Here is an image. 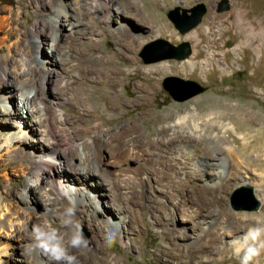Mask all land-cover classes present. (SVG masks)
Here are the masks:
<instances>
[{
  "label": "rangeland",
  "instance_id": "1",
  "mask_svg": "<svg viewBox=\"0 0 264 264\" xmlns=\"http://www.w3.org/2000/svg\"><path fill=\"white\" fill-rule=\"evenodd\" d=\"M57 1L0 0V23L5 25L8 21L14 19V27L19 32H25L24 39L26 43L31 42L35 28L41 31L38 40L40 48L33 43L30 47H27V45L24 47V57L32 66L39 61V63L43 62L45 64V68H51L50 64L47 63V60L52 59L49 53V47L52 44L49 18L55 14V10H58ZM64 1H67L70 14L76 15L83 24L81 31L82 34H85L86 29L91 28L92 19L98 17V14H95V8L88 11L87 6L88 4L91 5L92 0ZM222 1L123 0L126 4L135 6L145 22L143 24L135 23L131 18L124 16V20L132 22L133 28L130 35L135 39L129 54L136 56L137 61H139V68L143 70L150 67L155 68L148 71V73H151L148 74L147 78L141 75V78H137L129 87L120 91L119 95L113 94L110 89L107 90L111 98L120 99L125 103L124 108L116 113H112L104 103L100 102L103 91L95 93L91 82L86 79L78 80L79 75L74 58L69 57L64 61L63 69L59 70L60 73H55L54 76L49 73L44 75L45 94L51 100L46 112L48 111L47 113L54 119L51 131L57 136L61 146L60 149L67 150L66 154L74 160L79 156L78 146L87 152L89 138L99 132L104 133L103 131L106 128L102 127V122L109 121L111 118L115 119L113 122L124 121V125L128 124V118L130 117L134 120L139 119L140 125L144 127L139 126L138 130L146 131L151 126L149 121L153 120L155 116H164L169 112L179 111L185 113L193 105L201 114L213 108L227 114L224 120L230 124L232 131L224 137V145L227 149L222 150V154L218 153L226 160L224 177L215 175V173H218L216 167H201L200 173L203 176H199L195 181L197 190L192 191L191 188L186 186L183 194L190 197L191 203L184 206L183 211L171 208L170 217L172 220L165 219L164 225H158L153 220L156 219V211L159 209L157 203H163L165 199V194L162 191L167 189L162 188L161 185L158 186V178L147 173V170L139 172V167L144 159L150 158L149 152L153 150V144L140 146V149L136 151L137 153L133 155V159H131L132 156L128 152L117 154V146L113 143L103 145L102 157L109 165H106V167L110 169L109 172L111 171L110 178L117 177L116 180L121 185L118 191L120 193L126 192L128 195L124 204L126 205V202H128L129 208L126 206L127 209H125L122 206L126 211V215L130 216L129 214L137 213L134 210L135 206H137V209L141 208L144 215L141 219V216L137 213L139 226L135 228L131 235L121 234V236L106 242V245L99 249L109 259L118 258L121 264H241L244 253L241 251L237 254L236 249L248 243L257 249V255L249 261V264H264V231H261L255 241H246L245 239L250 229L264 230V170L260 171L255 168L258 166L264 169V0H226L228 9L219 12V5ZM200 4L204 5L206 11L199 24L188 32L180 33L168 18V14L178 8V15L181 18L184 14L191 16V10ZM105 25L107 30L113 33L96 32L87 35V37L94 39L93 48L97 55L105 54L109 56L115 67L118 64L116 60H119L120 66L125 71L133 70L130 69L122 56V48L120 52V48L113 38L115 35H120L117 29L118 22L110 20ZM84 27H86L85 30ZM65 28L62 32L63 36L59 42V47H61V50H70L69 45L75 38L74 34L69 33L68 27ZM190 34H195V38H189L188 35ZM3 36V34L0 35V37ZM85 38L86 36H84L83 41L88 42ZM159 39L165 40L174 46L187 42L191 48L190 56L184 61L166 59L152 63L145 62L143 54L145 52L150 53L152 46L157 48L153 44ZM15 40L3 46L0 53L2 58L8 55L7 46L14 43ZM79 50L84 51L83 47H79ZM16 58H18V55L14 57L12 63H9L11 68L18 66ZM161 64L166 65L169 70L163 71ZM41 69L38 67L33 75L38 80L43 75ZM169 77L191 81L204 90L183 102L174 101L163 87L165 79ZM18 80L20 81L14 74H10L9 81L12 83L10 85L16 87ZM76 81L85 84L78 91L79 97L85 100V107L92 112H95L93 106L98 107L97 111L102 116L101 119L92 118L84 121L66 110V108H70L74 113H79L82 109L73 105L68 99L71 94V86H68L69 92L66 91V95L62 91V82L69 84ZM143 81L148 82L151 88L150 96L146 102L136 98L139 97L140 93L134 92V88L142 85ZM55 96L56 98L60 97V99L57 101L54 98ZM136 100H140V103H136ZM141 102L147 104L148 107H141L139 105ZM9 106L17 112V109L22 105L18 100H14ZM149 108L151 110L145 112V109L148 110ZM26 116L27 113L22 115L20 113V118H26ZM54 116L58 121L57 123ZM65 119L68 120V125L63 124ZM4 120L0 115V142L3 141L4 134L10 129ZM100 124L101 126L95 131V128ZM152 125L155 131L163 126L158 121H155ZM44 129L39 127L38 130L44 131ZM138 134L139 132L136 131L133 136H138ZM43 135L38 134L36 138H38L39 143L45 146ZM155 137H158L157 134L153 135L151 139L153 140ZM68 140L70 142L74 141L73 146L76 145L74 147L70 146ZM195 146L199 150L200 159L202 160L203 153H208V151L204 149V152V146L201 148L200 144ZM241 147L248 148L247 152L243 151ZM209 148L211 152H215L213 146H209ZM227 150L236 152L238 157L241 158L237 159L238 168L235 167L232 158L226 152ZM5 158L4 154L0 158V184L3 191H8L12 185L13 187L18 186L20 181L25 180L22 172L18 170L21 165L26 166L28 162L13 159L12 164L5 167ZM51 161L57 164L56 159ZM151 166L157 168L160 165L152 164ZM172 177H175L174 174ZM175 181H179V178H176ZM209 185L214 187V193L206 191ZM19 187L20 189L14 195L9 196V199L20 209L23 202L18 196L19 191L22 190V187ZM241 187L252 189L254 198L259 202V207L256 210L236 211L232 208L231 196L235 190ZM44 188L48 189L46 186ZM66 192L64 190L62 192L64 196H58L60 199L63 198L59 207L65 211L68 208L75 209L72 218L75 219L76 225L80 226L82 235L87 242L82 248L87 253H95L97 248H93L98 241V236L93 233V229L97 227L94 224L95 218H92V220L90 218L93 207L90 206L89 208L87 206L86 211L80 212L74 200ZM179 198L183 200V198ZM127 200H132L133 203ZM95 201L97 202V199ZM97 204L98 207L99 205L102 206L101 203ZM112 209L117 211L114 207ZM194 211L199 214L200 218L193 220L187 226L183 222V218L186 215L194 214ZM43 213L45 214L44 203L40 202L35 210L36 216L33 225L49 224L62 234H66V227L62 224L63 220L45 217ZM194 222L197 224L196 226L193 225ZM31 229L32 226L27 228L23 232L24 234L20 233L18 241L13 243V246L20 245L19 249L14 251L16 257L19 256V253L27 256L26 251L30 238H32ZM167 229L174 230V238L166 234ZM18 258L24 259L23 256ZM2 259L8 260L7 264H16L15 259L12 257L11 260L7 257H2ZM30 264L34 263L31 262Z\"/></svg>",
  "mask_w": 264,
  "mask_h": 264
},
{
  "label": "bare ground",
  "instance_id": "2",
  "mask_svg": "<svg viewBox=\"0 0 264 264\" xmlns=\"http://www.w3.org/2000/svg\"><path fill=\"white\" fill-rule=\"evenodd\" d=\"M57 2L58 10H55V14L49 18L52 41L49 53L52 59L47 60V63L50 64L51 68H45V64L43 62L39 63V61L35 62V65L32 66L24 57V47L26 45L30 47L33 43L40 48L38 41L40 30L35 28L31 42L26 43L24 39L26 36L25 32H19L14 27V19L8 21L5 25L0 23V35H4L0 37V53L5 44L16 39L14 43L7 46L8 55L5 58L0 56V115L5 119L7 127L10 128L4 134L3 141L0 142V158L3 154L6 156L4 160L6 162L5 167L12 164L13 159L26 160L28 162L26 166L21 165L19 167L18 171L22 172L23 177H25L24 181H20V185H15L14 187L12 185L8 191H3L0 184V264L8 263V260L5 261L2 257H7L9 260L12 257L15 259L16 264H30L31 262L34 264H55L46 254L29 247L32 243V238H30L26 251L27 256L19 253V256L16 257L14 251L18 250L20 245L13 246V243L18 241L20 233L33 226L36 216L35 210L40 205V202L44 203L45 214H43L45 217L59 218L63 221L67 218L66 211L59 207L60 201L63 198L60 199L58 196H64L62 193L64 190L74 200L80 212L86 211L87 206L89 208L90 206L93 207L90 218L91 220L95 218L94 224L95 226L97 225L93 229V233L98 236V241L93 248H97L95 253L90 254L85 252L82 246L79 248L70 247L68 249L69 254L75 257V264H121L118 258L109 259L99 249L106 245V242L121 236V234L131 235L135 228L139 226L137 213L141 216V219H143L144 215L142 209H137V206L134 209L137 213L129 214L130 216L126 215L123 207L125 209L129 208L128 202H126V205L124 204L128 195L126 192L120 193L118 191L121 185L116 180V176V178H110L111 171L109 172L110 169L106 167L108 164L102 157L103 145L113 143L117 146V154L119 152H128L132 156L131 159H133V155L137 153L136 151L140 149V146L153 144V150L149 152L150 158L146 157L147 159H144V162L139 167V172L147 170V173L155 175L158 178V186L161 185L162 188L167 189L166 191H162L165 194V199L163 203H157L159 209L156 211V219L153 220L158 225H164L165 219L172 220L170 217L171 208L183 211L184 206L191 203L190 197L183 194L186 186L191 188L192 191L197 190L195 181L199 176H203L200 173L201 167H216L218 168V173H215V175L224 177L226 160L218 153L222 154V150L225 151L227 149L224 145V137L232 131V127L229 123L225 122L224 118L227 114L223 111L213 108L201 114L195 105L185 113L179 111L169 112V114L164 116H155L153 120L149 121L151 126L146 131L138 130L139 126L144 127L140 125L139 119L134 120L130 117L128 118L129 121L127 120L128 124L124 125V121L113 122L115 119L111 118L109 121L102 122V127L106 128L103 131L104 133L99 132L92 138H89L87 141L89 145L87 152L78 146L79 156L76 160L67 155V150L60 149V142L51 131L54 119L47 113L48 111L46 112V108L51 100L45 94L44 75L49 73L54 76L55 73H60L59 70L63 69L62 65L64 61L69 57L74 58L79 75L77 77L78 80L86 79L91 82L93 92L95 93L103 91L100 102L104 103L112 113H116L124 108L125 103L120 99L111 98L107 90L110 89L113 94L119 95L120 91L129 87L137 78H141V75L147 78L148 74L151 73H148V71H151L155 67L143 70L139 68V61H137L136 56L129 54L135 39L130 35L133 28L132 22L124 20V16L131 18L135 23H145L140 11L135 6L126 4L123 0H92L91 5L88 4L87 6L88 11H92L95 8V14H98V17L92 19L90 23L91 28L86 29L84 27L86 33L82 34L81 28H83V24L78 20L76 15L70 14L67 1L58 0ZM110 20L118 22L117 29L120 35H115L113 38L119 46L120 52L122 48L121 54L130 66V69L133 70L125 71L120 66L119 60H116L118 64L115 67L109 56L105 54L97 55V52L93 48L94 39L87 37V35L96 32H112L108 31L105 25ZM66 26L69 33L74 34L75 39L69 45L70 50H61L59 42L62 39V32L66 29ZM84 36H86L85 39L88 42L83 41ZM188 37L195 38V34H190ZM79 47H83L84 51H80ZM16 55H18V58H16L18 66L11 68L9 63L14 61ZM160 66L163 71L169 70L164 64ZM38 67L42 68L43 72L39 80L33 76ZM10 74H14L17 79H20L16 87L10 85L12 84L9 81ZM83 85L85 84L79 81L69 84L62 82L64 94L66 95V91L69 92L68 86H71V94L68 99L73 105L82 108L79 113H74L70 108H66V110L84 121L92 118L101 119L102 116L97 111L98 107H92L95 109V112L88 110L85 107V100L79 97L78 91ZM134 89V92L140 93L139 97L136 98L145 102L148 100L151 93L148 82L143 81L142 85ZM54 98L57 101L60 99V97L56 98V96ZM14 100H18L22 105L17 109V112L9 106ZM140 100H136V103H140ZM139 105L141 107H148L144 102H141ZM150 110V108L148 110L145 109V112H149ZM20 113L21 115L27 113L26 118H20ZM155 121L163 124L157 131L154 130L152 125ZM55 122H58L56 121V117ZM63 124L68 125V120L65 119ZM100 126L101 124L95 128V131ZM39 127L45 128L44 131H39ZM136 131L139 132L138 136H133V133ZM38 134H44L45 146L39 143L38 138H36ZM155 134L158 137L152 140L151 137ZM68 143L70 146H73L74 141L70 142L68 140ZM198 144L201 145V148L204 146L203 151L204 149L208 151V153L204 151L202 160L200 159L199 150L195 146ZM209 146L214 147V153L209 150ZM247 149L244 147L243 151L247 152ZM229 150L226 152L229 153L235 167L238 168L239 163L237 159L239 157L236 152ZM53 159L57 160V164L52 163L51 160ZM154 163L160 166L152 168L151 165H155ZM255 168L260 171L264 170L258 166ZM173 174L174 178L172 177ZM181 176L183 178L180 179ZM176 178H179V181H175ZM19 186L22 187V190L17 195L23 202L20 209L9 199V196L14 195L20 189ZM45 186L48 189H45ZM213 188L209 185L206 191L214 193ZM179 197L183 198V200ZM95 199H97V202ZM127 201L133 203L132 200ZM97 203H101L102 206L100 207L99 205L98 207ZM113 207L117 211L112 209ZM199 218V214L194 211V214L184 216L183 222L188 226L190 222ZM71 220L72 224L67 226L62 221V224L66 227V238L76 226L75 219L71 217ZM193 225L196 226L197 224L194 222ZM166 234L174 238L175 233L173 229H167ZM22 256L24 259L18 258Z\"/></svg>",
  "mask_w": 264,
  "mask_h": 264
},
{
  "label": "water",
  "instance_id": "3",
  "mask_svg": "<svg viewBox=\"0 0 264 264\" xmlns=\"http://www.w3.org/2000/svg\"><path fill=\"white\" fill-rule=\"evenodd\" d=\"M228 9L226 0H223L219 5V12ZM206 8L200 4L191 10L192 15L181 18L178 15V8L168 14V18L174 23L175 27L180 33H185L197 26L204 15ZM185 13V11H184ZM153 45L157 48L151 47L150 53H144L143 58L145 62L152 63L166 59H175L184 61L191 54L190 45L184 42L178 46L171 45L169 42L159 39ZM165 90L171 95L174 101L183 102L197 94L203 92V88L191 81H184L176 77L166 78L163 84ZM231 206L236 211H254L259 207V202L254 198L252 189L250 187H241L234 191L231 196Z\"/></svg>",
  "mask_w": 264,
  "mask_h": 264
},
{
  "label": "clouds",
  "instance_id": "4",
  "mask_svg": "<svg viewBox=\"0 0 264 264\" xmlns=\"http://www.w3.org/2000/svg\"><path fill=\"white\" fill-rule=\"evenodd\" d=\"M75 214L74 208L66 210V219L64 224L71 225V217ZM261 229H250L246 234V241H255L260 235ZM32 243L29 245L33 250H38L46 254L55 264H75V257L69 254L68 249L79 248L87 242L82 235L80 226L76 225L71 234H62L56 228L49 224L33 225L32 229ZM243 251L241 264H249V261L257 255V249L251 246L250 243L242 245L236 249L237 254Z\"/></svg>",
  "mask_w": 264,
  "mask_h": 264
}]
</instances>
